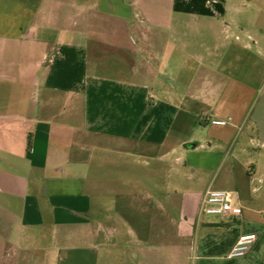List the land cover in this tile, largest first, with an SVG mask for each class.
I'll return each mask as SVG.
<instances>
[{
  "label": "crops",
  "instance_id": "obj_1",
  "mask_svg": "<svg viewBox=\"0 0 264 264\" xmlns=\"http://www.w3.org/2000/svg\"><path fill=\"white\" fill-rule=\"evenodd\" d=\"M237 1L0 0V264H264L259 160L222 159L239 215H200L199 189L178 215L153 209L132 173L140 156H177L174 191L203 183L186 174L198 144L183 134L219 95L211 69L228 50L264 64V13L236 15ZM205 119L230 153L240 127ZM131 198L147 221H128ZM245 234L256 240L231 257Z\"/></svg>",
  "mask_w": 264,
  "mask_h": 264
},
{
  "label": "rangeland",
  "instance_id": "obj_2",
  "mask_svg": "<svg viewBox=\"0 0 264 264\" xmlns=\"http://www.w3.org/2000/svg\"><path fill=\"white\" fill-rule=\"evenodd\" d=\"M184 1L186 0H177V8H180ZM260 3L254 0H239L236 3L239 10L236 15L250 18L258 15L260 10L264 13V0H261ZM238 35L242 36L241 33H238ZM231 41L232 44L237 43L234 37ZM251 53L257 57L256 48H253ZM253 56L248 53L243 55L233 51L229 52V50L219 56L213 69H211L213 75L211 80L214 88H219V95H216L215 100L208 108L197 109L198 112L191 116V127L183 134L191 139L192 142L198 144L196 150L192 154H187L185 158L196 168H187L185 171L186 174H191L195 170L194 179L202 178L203 183L201 185L197 187L195 181L190 185L180 183L174 191L172 183H175L174 170L177 168L175 161L177 156H172L166 166H157L156 162L149 156H140L135 159L134 170L132 171L134 177H143L144 181L140 183V185L143 184L142 188L156 194L149 202H154L153 209L159 203L167 211L170 210L171 215L174 216V212L178 215V203L183 192L187 189H199L205 193L208 184L214 178L216 179V186L213 189L233 190V187H231L233 183L231 184V181L226 177L225 170L227 165L222 164L223 158L237 159L245 167L249 166L248 161L252 159L260 161V169L264 165V147L256 140L257 127L264 124H260L255 118L258 112L264 111V98L260 99L258 97L259 93L263 92L264 94V64L261 63L260 69H253ZM238 57L244 59V61L242 63L239 62ZM243 84H246V88L242 86ZM202 112L205 114H202ZM205 118L210 124L214 121H225L226 125L240 127L239 134L235 140L236 143L230 153H228L229 147L227 144L212 141L211 136L214 135H212L206 125H203ZM209 143L213 145L209 147ZM259 154L261 157H259ZM199 167L208 169L203 171ZM153 172H157L158 180L147 181L145 175L147 173L154 174ZM133 191L136 192V188ZM134 200L131 198L128 203L131 204ZM133 204L135 211L128 216V221L132 225L147 221L149 218L147 215H142L136 211L137 201H134Z\"/></svg>",
  "mask_w": 264,
  "mask_h": 264
},
{
  "label": "built area",
  "instance_id": "obj_3",
  "mask_svg": "<svg viewBox=\"0 0 264 264\" xmlns=\"http://www.w3.org/2000/svg\"><path fill=\"white\" fill-rule=\"evenodd\" d=\"M213 124L224 126L226 122L214 121ZM199 213L203 216L239 215L241 208L237 204V197L234 192L209 189L203 195ZM255 240V234L241 235L233 247L230 256L243 257Z\"/></svg>",
  "mask_w": 264,
  "mask_h": 264
}]
</instances>
